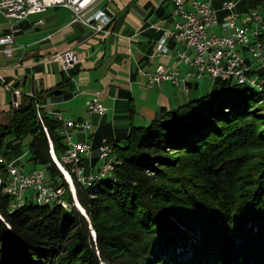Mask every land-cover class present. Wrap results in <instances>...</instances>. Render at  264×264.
<instances>
[{"label":"trees","instance_id":"16d2710c","mask_svg":"<svg viewBox=\"0 0 264 264\" xmlns=\"http://www.w3.org/2000/svg\"><path fill=\"white\" fill-rule=\"evenodd\" d=\"M222 80L111 139V174L90 185L75 179L95 239L75 205L27 197L11 211L0 186V264H264V89ZM73 91L68 79L21 95L0 121V154L20 157L5 147L31 135L30 161L66 187L70 203L50 152L51 142L59 157L67 150L64 126L44 104Z\"/></svg>","mask_w":264,"mask_h":264},{"label":"crops","instance_id":"0c3cea01","mask_svg":"<svg viewBox=\"0 0 264 264\" xmlns=\"http://www.w3.org/2000/svg\"><path fill=\"white\" fill-rule=\"evenodd\" d=\"M203 1L212 3L220 21L229 13L223 9L227 1H233L234 10L241 14L251 9L248 0ZM96 7L111 18L102 31L75 21L71 9L62 5L50 6L21 21L10 22L3 17L0 35L10 32L11 24L18 32L14 34L11 57L5 56L0 45V121L12 109L15 90L30 95L69 79L73 96L48 99L44 108L64 118L89 120L90 130H74L73 135L97 149L103 139L122 136L132 124L148 125L162 107L172 109L191 99L169 81L148 86L147 72L161 62L157 50L162 33L154 26L171 24L174 0H100ZM257 8L264 11V0ZM167 44L174 47L172 42ZM68 49H74L80 58L73 70H65L56 58ZM199 86L193 88L195 97L201 95ZM93 100L101 104L102 113L90 111Z\"/></svg>","mask_w":264,"mask_h":264},{"label":"built area","instance_id":"2783aa9c","mask_svg":"<svg viewBox=\"0 0 264 264\" xmlns=\"http://www.w3.org/2000/svg\"><path fill=\"white\" fill-rule=\"evenodd\" d=\"M99 2L100 0H0V16L21 21L44 12L50 6L62 5L71 9L75 21L102 31L111 18L104 10L97 9ZM234 8L233 1L225 2L223 9L229 14L224 21H220L217 10L210 1L174 0L171 24L154 26L162 33L157 50L161 62L154 71L147 72L148 86L170 81L184 94H189L193 81L221 78L239 84H254L255 87L264 89V77L257 72L264 65V17L257 7L245 14L236 12ZM9 28L10 32L0 35V45L4 46L3 52L7 57L13 55L11 45L14 43V34L18 32L13 24ZM168 42H172L174 47H170ZM56 58L65 70H73L80 63L79 55L74 49L59 53ZM171 58L174 60L170 63ZM182 64L187 67L184 71L181 69ZM15 96L13 105L18 107L21 92L15 90ZM89 105L98 113L104 111L101 104L90 102ZM55 117L63 123L68 148L59 157L51 142L50 152L54 162L62 171L70 189L75 185V179L83 185H90L100 175H86L84 161L89 157L92 145L87 141L74 142L69 129L86 132L92 128L91 122L86 119L64 118L61 113H55ZM99 149L104 160L115 159L110 141L104 140ZM0 160L6 163L7 168L6 174L0 172V186H3L6 194L13 197L10 208L18 203H25L27 197L34 202H57L67 207L66 187L46 182L43 170L26 174L14 161L8 162L2 157ZM113 168L114 166H109L102 172L112 171Z\"/></svg>","mask_w":264,"mask_h":264},{"label":"rangeland","instance_id":"374dc122","mask_svg":"<svg viewBox=\"0 0 264 264\" xmlns=\"http://www.w3.org/2000/svg\"><path fill=\"white\" fill-rule=\"evenodd\" d=\"M227 11V10H226ZM229 14V13H228ZM227 14V15H228ZM261 14L263 15L264 17V11L261 12ZM3 20H5L2 16H0V22H3ZM11 20L13 22H15V20L13 19H10V22ZM174 60V58H171L170 59V63ZM181 69L184 71L185 69H187V67L185 65H181ZM263 71L262 72H259L260 75H262V77H264V65H263ZM170 82V81H169ZM200 83V86H199V89L201 90L200 93H204L206 90L205 89H208V88H211L213 87L216 83L217 84H221V85H225V82H223V80L221 78H219L218 80H210V79H207V78H202L200 80H196V81H193L191 83V89H190V92L189 94H186L187 97L189 98H194L195 96V92L193 91V88H196L197 87V84ZM175 86V84H173ZM177 87V86H176ZM179 89V87H177ZM180 90V89H179ZM181 91V90H180ZM204 91V92H203ZM182 92V91H181ZM21 97V96H20ZM93 103H98L96 100H93L91 101ZM99 104V103H98ZM14 106V105H13ZM89 109L91 112H96L95 110L91 109L90 108V105H89ZM98 113V112H96ZM264 114V113H263ZM71 119V118H70ZM74 120V119H73ZM70 131V134H71V137H72V140L74 142H84V141H87V140H79V139H76L73 135V131L74 130H77V129H69ZM32 140V136L31 135H28L26 136L23 140H22V144H21V147L17 150L13 149L11 146H6L5 147V151H9V153H12L13 155H19V154H22L21 157L18 161L14 160V159H11V160H8L6 159V157L3 156V154H0V158H4L6 161L8 162H11V161H14L16 165L19 166L20 170H22L23 172H25L26 174H28L29 172L31 171H36V170H43L46 174V182H49L48 181V178H47V170H46V167L44 166H35L34 164H32V162L30 161V153H29V144ZM104 140H108L110 141L109 139L105 138L102 140L101 144L99 145V147L97 149H94L93 146H92V150L90 152V155L88 157V161L85 162V166H86V175L89 177V176H92V175H97V174H100L101 175V172L102 170H104L105 168H109V164H112V162L114 163V161L112 159H109V160H104L103 158H101V151H100V146L102 145L103 141ZM89 142V141H87ZM91 144V143H90ZM51 145V144H50ZM92 145V144H91ZM55 149V148H54ZM1 162V160H0ZM58 167V166H57ZM59 169V167H58ZM60 170V169H59ZM60 172L62 173V171L60 170ZM111 174L112 172L111 171H108L107 170V174ZM63 176V175H62ZM64 178V176H63ZM61 178H58V181H61L60 180ZM65 179V178H64ZM97 181V180H96ZM56 185V184H55ZM69 190H70V193L72 195V198H73V203H70L69 201H67V208L69 209L71 207V205H75L77 207V204H76V197L74 195V192H72V189H70V186H68ZM74 188V187H73ZM75 189V188H74ZM67 196V195H66ZM75 198V199H74ZM67 199V197H66ZM68 200V199H67ZM88 220V218H87ZM89 223H90V220H88ZM91 223H90V228H91ZM92 230V228H91ZM92 235L94 237V239L96 238V235L95 233L93 232L92 230ZM107 264V263H105Z\"/></svg>","mask_w":264,"mask_h":264},{"label":"bare ground","instance_id":"6f19581e","mask_svg":"<svg viewBox=\"0 0 264 264\" xmlns=\"http://www.w3.org/2000/svg\"><path fill=\"white\" fill-rule=\"evenodd\" d=\"M248 85H252V86H255L254 84H248ZM261 89V88H260ZM261 90H263V89H261ZM110 166H113V162H112V164H109ZM107 175H109V173L107 174V171L106 172H102L101 173V175H99V178H96V179H101V178H104V177H106ZM69 178V180L71 181V177L69 176L68 177ZM95 180V179H94ZM72 182V181H71ZM75 189H74V188ZM72 189H73V192H74V194H76V204L86 213V211H85V209L83 208V206L81 205V203L79 202V200H78V197H77V191H76V187H75V185L73 184V186H72ZM37 204H39V205H51V204H58L57 202H36ZM24 203H18V204H16V206H14V208H19V207H21L22 205H23ZM11 211H13V207L11 208Z\"/></svg>","mask_w":264,"mask_h":264},{"label":"water","instance_id":"95a60500","mask_svg":"<svg viewBox=\"0 0 264 264\" xmlns=\"http://www.w3.org/2000/svg\"><path fill=\"white\" fill-rule=\"evenodd\" d=\"M77 208L82 212V214H84L87 218H88V220H89V217H88V215H87V212L85 213L78 205H77ZM85 211H86V209H85ZM92 226V225H91ZM92 228V230L94 231V233H95V230L93 229V227H91ZM95 235H96V233H95Z\"/></svg>","mask_w":264,"mask_h":264}]
</instances>
